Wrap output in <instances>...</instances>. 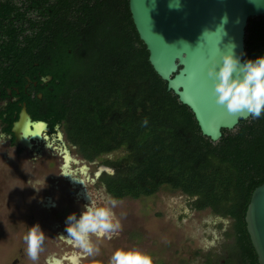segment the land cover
<instances>
[{"label": "trees", "instance_id": "16d2710c", "mask_svg": "<svg viewBox=\"0 0 264 264\" xmlns=\"http://www.w3.org/2000/svg\"><path fill=\"white\" fill-rule=\"evenodd\" d=\"M40 66L53 79L49 112L86 160L120 153L99 177L116 200L162 187L189 211L230 220L234 254L223 264H257L244 223L254 188L264 184V114L221 129L212 143L190 110L152 70L127 0H40ZM264 56V16L246 21L241 62ZM47 121V120H46Z\"/></svg>", "mask_w": 264, "mask_h": 264}, {"label": "rangeland", "instance_id": "374dc122", "mask_svg": "<svg viewBox=\"0 0 264 264\" xmlns=\"http://www.w3.org/2000/svg\"><path fill=\"white\" fill-rule=\"evenodd\" d=\"M49 152L42 148L40 155ZM119 154L110 153L97 160L83 176L73 173L70 176L79 184L71 186L61 168H46V161L41 160L39 167L38 159L27 161V156L24 161L21 157L11 159L0 146V264H11L14 259V264H113L117 252L128 254V261L135 259L132 254L147 255L152 264H157L152 256L159 251L163 253L156 257L163 259L162 264H197L192 252L212 245L208 211L186 212L185 197L167 187L136 200L113 199L91 178L104 158ZM87 207L108 209L112 222L119 224L106 235L89 234L91 253L66 231L68 218L74 214L79 220ZM36 225L46 238L38 260L33 262L28 258L24 237Z\"/></svg>", "mask_w": 264, "mask_h": 264}, {"label": "water", "instance_id": "95a60500", "mask_svg": "<svg viewBox=\"0 0 264 264\" xmlns=\"http://www.w3.org/2000/svg\"><path fill=\"white\" fill-rule=\"evenodd\" d=\"M176 3L178 8L170 7ZM127 5L149 65L193 114L202 136L215 143L221 129L232 130L250 116L229 114L216 103L207 70L231 46L241 60L246 21L264 16V0H127ZM102 171L109 169L98 168L95 176ZM244 223L257 264H264V184L252 190Z\"/></svg>", "mask_w": 264, "mask_h": 264}, {"label": "flooded vegetation", "instance_id": "af4514ba", "mask_svg": "<svg viewBox=\"0 0 264 264\" xmlns=\"http://www.w3.org/2000/svg\"><path fill=\"white\" fill-rule=\"evenodd\" d=\"M40 54V0H0V146L9 152L11 159H38L39 167L41 160L46 161V168H61L65 177H69V184L76 186L78 179L70 175L83 176L88 166L105 156L91 161L84 159L65 140L58 125L49 126L54 120L49 112V101L54 98L55 85L59 82L42 70ZM42 148L52 152L40 155ZM98 167L107 168L103 164L96 165L91 181L105 192L98 179L110 171L95 176ZM186 203L185 198L186 212H197L189 211ZM208 214L212 245L194 250L192 259L197 264H223L234 256L230 220L209 211ZM160 252L163 253L157 254ZM156 255L152 258L162 264L163 259ZM12 262L16 263L17 259ZM54 264L59 263L54 261Z\"/></svg>", "mask_w": 264, "mask_h": 264}, {"label": "clouds", "instance_id": "9594fccd", "mask_svg": "<svg viewBox=\"0 0 264 264\" xmlns=\"http://www.w3.org/2000/svg\"><path fill=\"white\" fill-rule=\"evenodd\" d=\"M170 7L178 8L179 4H172ZM226 22L225 15L223 23ZM207 76L214 82L216 103L224 106L229 114L247 113L254 119L264 114V56L241 63V60L232 52L231 46V51L222 56L218 65L208 68ZM68 220L70 221L66 228L68 235L74 237L76 243L88 253L93 251L89 240L90 233L102 236L119 228L118 223L112 222V214L106 208L87 207V211L79 220L74 214ZM45 238L39 225L30 228L29 233L24 237L27 255L31 261L38 260ZM127 255L115 253L112 258L113 264H152L151 258L147 255L132 254L135 256L132 261L126 260Z\"/></svg>", "mask_w": 264, "mask_h": 264}]
</instances>
